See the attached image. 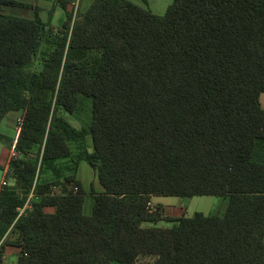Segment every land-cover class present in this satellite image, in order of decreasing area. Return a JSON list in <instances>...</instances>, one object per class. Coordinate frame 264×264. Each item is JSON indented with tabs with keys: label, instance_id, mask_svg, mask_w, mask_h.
I'll use <instances>...</instances> for the list:
<instances>
[{
	"label": "trees",
	"instance_id": "obj_1",
	"mask_svg": "<svg viewBox=\"0 0 264 264\" xmlns=\"http://www.w3.org/2000/svg\"><path fill=\"white\" fill-rule=\"evenodd\" d=\"M65 15L55 32L0 9V123L22 115L0 189V242L16 236L17 264H264V0H173L162 16L96 0ZM80 97L91 120L77 130L58 113H75ZM86 136L102 188L89 192L88 213L89 193L54 167ZM45 172L54 178L39 180ZM153 196L228 206L143 229L161 220Z\"/></svg>",
	"mask_w": 264,
	"mask_h": 264
},
{
	"label": "rangeland",
	"instance_id": "obj_2",
	"mask_svg": "<svg viewBox=\"0 0 264 264\" xmlns=\"http://www.w3.org/2000/svg\"><path fill=\"white\" fill-rule=\"evenodd\" d=\"M79 1L77 3V0L71 1L70 6V14L72 16V21L74 19H77L81 14L85 13L89 8H85L81 6L79 8ZM130 1L136 5H138L141 8H144L145 10L151 12L152 14L156 16H162L165 14L167 9L173 4V0H127ZM85 4H88L90 1H84ZM75 3L76 5H74ZM75 13V14H74ZM53 29L55 32L58 30ZM54 32V33H55ZM46 43V41H45ZM45 43L42 46V48H45ZM84 57L94 63V61L97 60V53L96 52H88L84 54ZM39 63L34 65V69L38 68ZM262 96V98H261ZM83 97H80L79 99V107L78 110L73 114H67L64 112H59L58 116L65 119L73 128L80 130L81 128L88 129L90 125V100L85 99ZM260 105L264 109V93L260 95ZM20 117V118H19ZM18 118L21 119V116L18 115ZM18 119V120H19ZM18 121H14L13 126L11 127V132L9 136H5V144H9L13 141L16 132L18 133ZM8 133V132H7ZM92 142L90 136H86L84 139H80L78 141H68V145L70 148V155L68 158L58 161L55 163L54 167L56 171L63 177H69L73 176L77 181H79L82 185V188L84 191L89 193L90 191H94L96 193L100 192L102 189L99 185V182L97 180L95 172L88 166V164L85 162L84 156L86 152L92 151ZM8 146V145H7ZM36 150L32 152V155H34ZM43 173V172H42ZM41 173L39 180H42L44 176H51L52 179L54 178L53 174L51 172H48L47 175H44ZM43 176V177H42ZM2 180L7 179L4 177L2 179V172L0 169V182ZM8 183V182H7ZM9 185V184H8ZM7 187V186H6ZM192 201L200 200L197 205L193 206L194 214L196 213H202L207 214L211 212L215 215H223L227 209L228 206V200L223 198H217L212 196H197L196 198H192ZM191 201V199H182L181 202L184 203L185 207L187 208L188 203ZM215 201V202H213ZM213 203V204H212ZM92 205V198L90 193L85 196V205L84 209L85 212L88 213L90 210V207ZM209 207H212L211 211L209 210ZM192 209V205L189 206V213ZM219 215V216H221ZM214 216V215H212ZM172 220V219H171ZM167 221V220H166ZM168 223H172L170 221H167ZM173 225L170 224L168 228H170ZM167 228V229H168ZM148 229V228H143ZM159 229H166V228H159ZM16 236L13 234H9L2 243H0V247L4 246V251H6L7 257L5 259V262L2 260V256H0V264H16V259L20 255V250L17 249V242H16ZM3 251V254H4Z\"/></svg>",
	"mask_w": 264,
	"mask_h": 264
},
{
	"label": "crops",
	"instance_id": "obj_3",
	"mask_svg": "<svg viewBox=\"0 0 264 264\" xmlns=\"http://www.w3.org/2000/svg\"><path fill=\"white\" fill-rule=\"evenodd\" d=\"M13 1L15 3L20 4L21 6H12V5H2L1 6V13L5 16L14 17V18H20L25 20H34L36 16L42 21V23L47 27L51 29H57L62 26V24L66 20L65 13L70 12V6L71 2L67 4V7L65 10L62 9V7L59 5V0H9ZM86 0H80L79 1V8L84 7V9L89 8L92 6V4L96 0H91V2H88V4H85ZM90 1V0H87ZM260 98V97H259ZM262 98V96H261ZM260 102V100H259ZM261 104V103H260ZM262 108V106H261ZM263 109V108H262ZM18 115L22 116L21 113H9L7 114L3 120L0 123V169L2 172V179H4L6 168L8 165V162L14 155V144L17 137V132L14 137V142L11 148H9L5 144V136H9L11 132V127L13 126L14 121H18ZM8 132V133H7ZM48 172H45L43 174L47 175ZM42 176V177H43ZM44 180L51 181V176H44ZM55 191H58L55 189ZM102 192V189L100 190ZM196 198V197H193ZM222 198V197H217ZM223 199H227L224 198ZM188 203L187 208L185 207L184 203L181 202V198L178 197H157L153 196L151 197L149 208L150 210H155L156 208H159V213L161 216V220L157 222L156 224L152 223H143L141 225L142 228H151V227H157V228H168L170 224L166 220L167 219H178V218H191L194 215L193 206L197 205L200 200H195ZM215 202V201H213ZM213 204V203H212ZM192 205V209L189 211V206ZM212 207H209V210L211 211ZM47 213L52 214L54 212V209L47 208L45 210ZM204 215H215L211 212L204 214ZM221 215V214H219ZM2 260L5 262V259L7 257L6 251H4V254H2ZM17 264V259H16Z\"/></svg>",
	"mask_w": 264,
	"mask_h": 264
},
{
	"label": "built area",
	"instance_id": "obj_4",
	"mask_svg": "<svg viewBox=\"0 0 264 264\" xmlns=\"http://www.w3.org/2000/svg\"><path fill=\"white\" fill-rule=\"evenodd\" d=\"M77 3H78V0H77ZM73 4L76 5L75 3H73ZM74 14H75V13H74ZM21 123H22V118L18 120V127H20ZM15 156H16V154L14 153V155H13L12 157H15ZM6 186H7V182H6V180H2V181L0 182V189H4ZM33 198H34V195H33L32 192H31V193L28 195L27 200H26V202L24 203L23 207L18 209L19 215H21V214L25 213V211L31 209V201H32ZM149 206H150V205H149ZM0 243H2V241H1Z\"/></svg>",
	"mask_w": 264,
	"mask_h": 264
}]
</instances>
